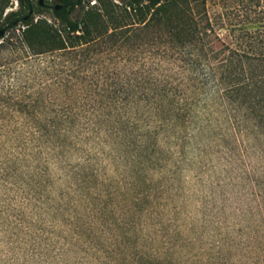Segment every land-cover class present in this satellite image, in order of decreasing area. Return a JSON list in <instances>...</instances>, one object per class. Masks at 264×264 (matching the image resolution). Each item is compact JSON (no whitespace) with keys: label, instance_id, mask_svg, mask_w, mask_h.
<instances>
[{"label":"rangeland","instance_id":"1","mask_svg":"<svg viewBox=\"0 0 264 264\" xmlns=\"http://www.w3.org/2000/svg\"><path fill=\"white\" fill-rule=\"evenodd\" d=\"M31 3L33 23L60 27L56 0ZM24 28L0 40V264H264V125L214 95L178 119L109 117L96 75L124 67L73 77L22 46Z\"/></svg>","mask_w":264,"mask_h":264},{"label":"trees","instance_id":"2","mask_svg":"<svg viewBox=\"0 0 264 264\" xmlns=\"http://www.w3.org/2000/svg\"><path fill=\"white\" fill-rule=\"evenodd\" d=\"M16 1L19 10L6 13L11 0H0V40L22 23V46L34 56L63 58L73 77L98 60L124 67L96 75L106 84L98 81L93 91L97 109L109 117L144 109L178 119L214 95L264 125V0H97L85 12L82 0H56L59 28L33 23L32 0ZM79 8L80 18L72 19ZM145 45L148 61L139 62L133 49Z\"/></svg>","mask_w":264,"mask_h":264},{"label":"water","instance_id":"3","mask_svg":"<svg viewBox=\"0 0 264 264\" xmlns=\"http://www.w3.org/2000/svg\"><path fill=\"white\" fill-rule=\"evenodd\" d=\"M42 1L43 0H40L39 2H40V4H42ZM59 7L57 6V9H58ZM32 14V10H30V12H29V15L28 16H26L25 18H24V21H26L27 19H28V17L30 16ZM3 35V30H1L0 31V37Z\"/></svg>","mask_w":264,"mask_h":264},{"label":"flooded vegetation","instance_id":"4","mask_svg":"<svg viewBox=\"0 0 264 264\" xmlns=\"http://www.w3.org/2000/svg\"><path fill=\"white\" fill-rule=\"evenodd\" d=\"M40 1V0H39ZM44 1V0H43ZM43 1H42V4H40L41 6H43V7H45L46 5H43ZM57 2V1H56ZM40 3V2H39ZM57 6L59 7V5L58 4H56V5H53L52 6V10L54 11V10H59L60 8H58L57 9Z\"/></svg>","mask_w":264,"mask_h":264}]
</instances>
